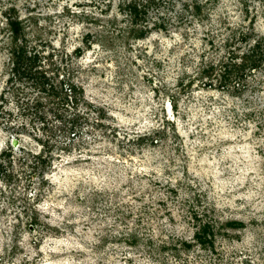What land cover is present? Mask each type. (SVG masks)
<instances>
[{
    "label": "rangeland",
    "instance_id": "374dc122",
    "mask_svg": "<svg viewBox=\"0 0 264 264\" xmlns=\"http://www.w3.org/2000/svg\"><path fill=\"white\" fill-rule=\"evenodd\" d=\"M133 1L0 0V264H264V0H150L136 24ZM25 40L80 89L76 135L42 128L51 97L21 112L43 94L9 81ZM199 218L243 226L203 248Z\"/></svg>",
    "mask_w": 264,
    "mask_h": 264
},
{
    "label": "trees",
    "instance_id": "16d2710c",
    "mask_svg": "<svg viewBox=\"0 0 264 264\" xmlns=\"http://www.w3.org/2000/svg\"><path fill=\"white\" fill-rule=\"evenodd\" d=\"M153 3V1H146L140 7H138V3L130 2L124 6V11H128L129 15L133 17V22L136 24L142 18V13L145 12V7ZM14 28V27H13ZM20 28H14L13 31L17 33ZM145 31L141 30L140 35H143ZM17 34L13 33L14 40H17ZM20 45L13 44L10 48L11 51V60H10V73L9 81H25L29 87L43 93L39 95L34 101L32 105H27L23 108L24 111H21L23 114H34L33 121L38 119H44L42 113H39L41 107H43V102L40 101V97H51L50 102H52L51 111L55 113V119L61 120L59 125H55L52 127L44 125L42 128L45 132H50V136L56 134L57 131L61 133H68L71 136L76 135L77 132L74 131V128L77 124H79L78 118L81 117L79 112L72 111L69 114V119L64 118L63 113L67 114L69 112L68 108H72L73 110L77 107L79 102V93L78 87L73 83H68V81L64 78L60 79L58 83H56L53 79L56 78L54 75H48L47 72L41 68L39 60H41L42 56H40L37 51L28 54V49L26 47L27 40L23 41ZM261 39L254 42V44L250 45L248 50L242 55V61L239 64L233 63L231 65V69L225 68L226 72L233 73L236 71L238 77L248 76L249 73H246L248 70H256L261 66V62L263 61V52ZM247 69V71H245ZM226 73L223 74L225 76ZM224 79H227L226 77ZM222 84V83H221ZM223 86V84H222ZM80 92V91H79ZM40 93V94H41ZM71 104V105H70ZM67 106H70L67 108ZM27 110V111H26ZM28 112V113H27ZM60 112V113H58ZM71 115H73L71 117ZM63 120V122H62ZM53 122V121H52ZM64 122L71 123L70 127L67 128L63 124ZM146 138L139 139L143 141ZM40 143L43 144L44 151L50 150L51 142L49 139V135L47 139H39ZM10 153L8 151H4L0 154V178H4L9 181L6 177L7 170H9V166H11L12 161H10ZM37 160L39 159L41 163L45 161L43 158V151L39 154L35 155ZM2 159H9L8 165H4L2 163ZM35 166V165H34ZM195 217L198 215L194 214ZM199 227L196 229L194 233V243L199 244L203 248H212L214 249V241L216 238V234L220 232V228L224 226L237 228L243 226L241 221L237 220H229L225 222L223 225H218L216 221L211 219L203 220ZM183 245L186 248H190L192 243L183 241Z\"/></svg>",
    "mask_w": 264,
    "mask_h": 264
},
{
    "label": "water",
    "instance_id": "95a60500",
    "mask_svg": "<svg viewBox=\"0 0 264 264\" xmlns=\"http://www.w3.org/2000/svg\"><path fill=\"white\" fill-rule=\"evenodd\" d=\"M15 141V140H14Z\"/></svg>",
    "mask_w": 264,
    "mask_h": 264
}]
</instances>
